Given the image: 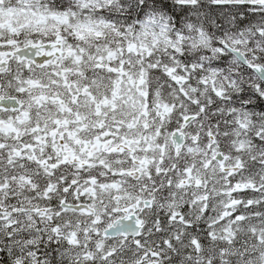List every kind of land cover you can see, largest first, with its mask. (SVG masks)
<instances>
[{
	"label": "snow or ice",
	"instance_id": "1",
	"mask_svg": "<svg viewBox=\"0 0 264 264\" xmlns=\"http://www.w3.org/2000/svg\"><path fill=\"white\" fill-rule=\"evenodd\" d=\"M0 264H264V0H0Z\"/></svg>",
	"mask_w": 264,
	"mask_h": 264
}]
</instances>
